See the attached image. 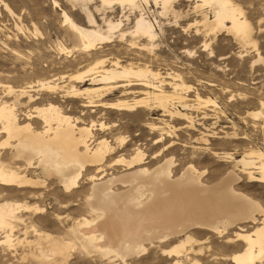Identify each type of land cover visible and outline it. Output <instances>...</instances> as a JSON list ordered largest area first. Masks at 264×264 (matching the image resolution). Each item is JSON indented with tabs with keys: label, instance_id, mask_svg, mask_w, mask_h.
<instances>
[{
	"label": "rangeland",
	"instance_id": "1",
	"mask_svg": "<svg viewBox=\"0 0 264 264\" xmlns=\"http://www.w3.org/2000/svg\"><path fill=\"white\" fill-rule=\"evenodd\" d=\"M122 1L0 0V102L13 104L22 90L30 92L20 98L22 112L18 115L23 123H27V113L35 112L36 107L56 103L78 126L92 128L93 146L106 141L110 151L100 168L108 176L127 171L126 164L138 153L143 155L142 160L130 172L141 168L152 171L171 159L174 178L192 167L196 173H202L203 184L212 185L232 170L239 178L233 188L264 208V183L257 181L258 174H254V179L246 174L257 171L244 170L238 164L252 152L264 155V0H230L249 25L250 33L245 39L228 29L217 28L213 8L201 6L196 0H168L166 10L161 0H137L136 10L122 5ZM65 15L78 27L101 30L103 34L109 22L120 27L112 38L85 52L79 36L65 23ZM141 15L154 26L153 42L130 36ZM60 47L66 50L62 52ZM259 57L262 61L257 63ZM103 60L108 68L118 61L123 66L151 70L156 77L149 80L161 86L157 91L151 90L157 94L162 90L174 95L175 85H182L177 93L189 107L183 110L175 103L174 111L189 119L168 115L155 103L151 109L136 107L129 111L83 109L82 101L70 99L60 91L49 94L39 87L47 80L57 81L60 86L75 85L68 79L67 83L60 80L88 71ZM80 88L87 89L89 84H81ZM133 90L132 94L118 90L106 95L103 101L114 103L121 99L132 104L134 99L145 98L146 89L135 86ZM41 100L43 105L38 103ZM249 160L259 166L256 155ZM96 169L81 178L72 193L64 191L56 180H48L47 188L34 191L0 186V206L13 203L44 209L41 213L20 209L12 222L13 229H0V264H61L59 260L40 257L37 243L39 236L44 235L75 243L64 264H233L231 258L245 248L241 240H236L237 234H253L260 226V222L241 223L221 236L205 229H192V242L179 257L170 252L184 237L146 244L144 253L125 263L82 253L69 231L82 218L89 217L86 197L92 184L88 176H99ZM7 235L11 236L9 244L5 243ZM42 247L45 250L48 246ZM256 264H264V255Z\"/></svg>",
	"mask_w": 264,
	"mask_h": 264
},
{
	"label": "bare ground",
	"instance_id": "2",
	"mask_svg": "<svg viewBox=\"0 0 264 264\" xmlns=\"http://www.w3.org/2000/svg\"><path fill=\"white\" fill-rule=\"evenodd\" d=\"M196 1L200 2L201 6L213 8L214 25L217 28L228 29L243 39L248 37L249 25L241 18L242 11L230 0ZM155 2L158 3V0ZM160 2L163 10L170 4L168 0ZM120 3L129 5L131 10L139 8L137 0H123ZM65 23L79 36L85 52L94 50L98 42L112 38L120 27V24L109 22L105 35L101 30L91 31L78 27L66 15ZM92 23L96 22L93 20ZM226 24H230V27ZM125 35L123 33L121 37L124 38ZM130 36L153 42L156 33L153 24L141 15ZM59 50L63 52L66 49L60 47ZM261 58H258L257 63L262 61ZM106 63L104 60L99 61L88 71L68 78L61 77L62 83L74 82L75 85L60 86L57 81L47 80L38 82L41 83L39 87L49 94H57L58 91L66 93V97L82 101L83 109L129 111L136 107L150 108L151 104L155 103L157 108L168 115L177 114L189 119L186 114L174 111L175 103L183 110L189 107L177 93L183 88L182 85H175L174 95H167L162 90L157 94L154 91L161 86L157 87L149 80L150 77H156L151 70L123 66L118 61L108 68ZM131 78L140 83H133L134 81L129 80ZM86 83L89 88L81 89L80 85ZM135 86L146 89L145 95L142 94L145 98L134 99L132 104L121 99L114 103L103 101L106 95L118 90L132 94ZM29 93L22 90L20 98ZM20 98L15 99L13 104L11 101L10 104L2 100L0 102V186L34 191L47 188L48 180H56L64 191L72 193L77 189L78 181L97 168L96 174L99 176H88L92 184L90 194L86 197V211L89 217L82 218L69 231L82 253L98 254L102 258L121 260L125 263L128 259L144 253L146 244L164 243L184 237V241L170 252L179 257L185 246L192 242L189 233L192 229H205L221 236L226 234L229 228L238 227L241 223L260 222L253 234H237L236 240H241L245 248L241 254L233 256L231 261L233 264H256L263 258L264 208L233 188L234 182L239 178L232 170H228L222 179L212 185L203 184L202 173H196L192 167H187L180 177L174 178L171 159L159 164L152 171L141 168L130 172L142 160L143 155L138 153L135 159L126 164L129 167L127 171L108 176L100 167L104 165L110 148L105 140L93 146L92 128L78 126V122L63 114L61 107H57L56 103L45 105L42 100L38 103L44 104L43 107H36L38 109H34L35 112L27 113V123H23L18 115L22 112L19 110L22 106ZM260 115L261 113L256 114L257 117ZM255 155L260 160L259 166L254 161H247ZM7 156L9 161L6 160ZM238 164L243 166L244 170H256L257 173L247 171V176L254 179V174H258L257 181L264 183L263 154L252 152L238 161ZM119 186L122 188H118ZM20 209L34 210L36 213L44 211L38 206L5 203L0 206V229L12 230V222L17 219V211ZM38 242L40 257L46 261L59 260L61 264L65 263L69 249L75 244H67L49 235L39 236ZM5 243H11V236H6ZM44 244L48 246L45 250L42 247Z\"/></svg>",
	"mask_w": 264,
	"mask_h": 264
}]
</instances>
